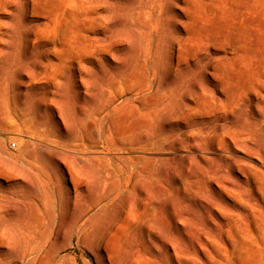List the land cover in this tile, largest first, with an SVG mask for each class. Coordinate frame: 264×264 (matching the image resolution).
I'll use <instances>...</instances> for the list:
<instances>
[{"label": "bare ground", "instance_id": "6f19581e", "mask_svg": "<svg viewBox=\"0 0 264 264\" xmlns=\"http://www.w3.org/2000/svg\"><path fill=\"white\" fill-rule=\"evenodd\" d=\"M116 1L82 0L81 5L77 6L71 0H60L59 3L55 0H0V82L3 80L2 65L12 57L11 51L16 47L14 37L21 30L24 53L27 59L33 61L23 74L24 87L26 90L37 84L47 87L39 107L43 112L51 110L54 118L59 119L58 124L53 123L49 127L50 133L69 131L70 105L62 99L65 93L62 94L59 88L71 78L77 83L81 82V86L77 85L79 90L71 89L78 104L75 116L80 114L85 117L84 120H90V132L98 136L104 120L102 113L124 95L131 96L135 93L136 96H142L140 99L127 101L108 115L111 120L110 148L120 153L128 147L133 151H142L160 136L162 130L157 127V122L164 111L154 110L149 115H142L141 111L148 107L155 108L162 101L161 81H156V74L166 68L168 77H178L184 73L185 76L200 74L202 78L192 83L184 100L168 110V120L164 126L173 127L175 123L197 115L228 114L238 108V101L228 95V83L219 66H215L210 55L204 53L205 48L214 46H211L212 35L198 36L194 32V26L198 22L196 0H153L155 3L162 2L167 16L165 21L171 28L170 31L164 25L161 28L152 60L153 69L148 64L147 49L142 48L146 37L143 38L140 32L138 47L134 49L129 35L115 30L122 19L114 16ZM123 50L127 54L125 53L122 66L118 67L119 54ZM192 66L195 69H191ZM94 73L100 74V79L92 84L89 76ZM116 77H122L123 80H115ZM109 83L118 93L112 97H108L105 89ZM93 91L97 94L91 95ZM241 96L242 94L238 98ZM87 97L92 98L89 111L85 108ZM123 114L125 116L121 125L119 128L115 127V122L121 120ZM84 120L78 118L77 125L81 127ZM133 121L136 124L131 128ZM111 125L115 128L112 129ZM191 137L194 138L187 136L177 141L180 146L177 152L189 148ZM224 140L215 139L212 142L214 150H226L231 143ZM157 142H163L169 149L175 145V141ZM41 149L50 152L48 145L41 146ZM246 155L248 160L235 161L231 165L233 172L239 173V179L223 181L232 192L244 193L254 188L259 190L261 185L260 178L264 177V154L258 155L259 163L253 160L254 155ZM175 159L159 161L163 163ZM122 160L126 162L124 168L113 167L106 170L97 167L99 159L91 156V153L75 151L63 156L60 161H68L72 166L70 182L73 190L66 194L58 193L53 201L55 210L44 207L37 213H31L24 237L16 245L18 252L14 255L9 247V257H15L16 264H42L64 250L62 241H67L70 246L75 235H79L91 237L90 250L97 264H203L194 253L184 252L176 243L169 245L167 251L160 250L161 240L158 237L166 228L165 216L169 217L176 229L182 221L178 202L170 199L171 192L176 190L174 186L168 187L166 179L161 177L154 178L149 183L151 176L156 175L150 167L158 160L148 161L141 167L133 159ZM84 166H90L91 171H85ZM93 176L97 178L94 194L88 189ZM80 185L87 186L85 194L79 191ZM248 201L254 210L259 209L252 196ZM42 205L45 206V203ZM231 224L229 222L225 227H230ZM218 227L223 229L222 226ZM174 232L177 238L181 231ZM184 233L188 235L187 231ZM191 237L195 240L197 252L198 248L199 251L208 252L214 244L204 231L193 232ZM221 242L225 244L224 240ZM218 246L226 250L221 244Z\"/></svg>", "mask_w": 264, "mask_h": 264}, {"label": "rangeland", "instance_id": "374dc122", "mask_svg": "<svg viewBox=\"0 0 264 264\" xmlns=\"http://www.w3.org/2000/svg\"><path fill=\"white\" fill-rule=\"evenodd\" d=\"M71 1L77 6L82 3V0ZM132 1H116L114 16L122 19L115 30L129 35L134 49L138 47L140 32L143 38L146 37L142 48L147 49L148 64L153 69L152 60L161 28L163 25L166 30L170 31L171 28L165 21L167 16L161 1ZM55 2L59 3L60 0ZM195 3L198 22L194 26V32L198 36L212 35L211 46H214L205 48L204 53L210 55L215 66H219L228 83V95L238 101L239 106L228 114L197 115L184 122L179 121L173 127L164 126L168 120V110L184 100L192 83L202 78L200 74L185 76L184 73L178 77H168L166 68L156 74V81H161L162 101L155 108L148 107L141 111L142 115H149L154 110L164 111L157 122V127L162 131L154 140L156 142L142 151H133L128 147L120 153L111 149V120L108 117L114 109L142 96H136L135 93L131 96L124 95V98H119L102 113L104 120L98 136L90 132V120H84L85 117L80 114L75 116L78 104L71 89L79 90L81 82L77 83L73 78L59 88L62 94L65 93L62 99L70 105L69 131L50 133L49 127L53 123L58 124L59 119L54 118L51 110L44 109V113L39 107L46 86L32 85L28 90L24 87L23 74L33 61L27 59L21 42V30L17 31L14 37L16 47L11 51L12 57L2 65L3 80L0 82V264L17 263L15 257H9V247L16 255V245L24 237L31 213H37L44 207L55 210L53 201L57 195L73 190L70 182L72 166L70 162L60 160L75 151L91 153V156L99 159L97 167L106 170L113 167L124 168L126 162L123 158L133 159L138 167L153 159L158 160L152 168L149 166L156 173L151 176L149 183L154 178L161 177L166 179L168 187L174 186L176 190L171 192L170 199L178 202L182 221L176 229L169 217L165 216L166 228L158 237L161 240L160 250L167 251L169 245L176 243L184 252L194 253L203 264H264V177L260 178L259 190L248 189L244 193L232 192L223 182L239 179V173L233 172L231 168L235 161H246V154H252L253 160L259 163L258 155L264 154V0H196ZM124 51L126 50L119 54L118 67L122 66L127 54ZM191 69H195L194 66ZM89 77L92 84L97 83L100 74L94 73ZM115 80L123 79L116 77ZM105 89L108 97L118 94L110 83ZM96 94V91L91 92V95ZM240 94L241 99L238 98ZM90 98L87 97L85 106L88 111L92 100ZM124 116L125 114L115 122V127L119 128ZM78 118L84 120L81 127L76 123ZM135 124L133 121L130 127L134 128ZM115 127L111 125L112 129ZM187 136H194L191 137L189 148L184 149L185 152H177L180 149L177 141ZM217 138L225 139L231 144L227 142L229 146L223 152L214 150L212 142ZM161 140L175 141V145L169 149L163 142H157ZM10 141L17 143L16 151L9 149ZM45 145L49 146L50 152L41 149ZM168 159L175 160L163 163L159 161ZM83 168L91 171L90 166ZM96 185L97 178L93 176L88 188L93 194L96 192ZM79 191L85 194L87 186L80 185ZM250 196L256 200L254 203L259 205V209L251 207L248 201ZM44 203L45 206L42 205ZM229 222L232 223L231 226L225 227ZM174 230L181 231L177 238ZM196 231L208 233L214 242L210 251L203 252L198 248L197 252V245L191 237ZM64 241V250L42 264H97L90 250V236L75 235L70 246ZM219 244L226 247V250L219 247ZM171 251L170 248L169 253Z\"/></svg>", "mask_w": 264, "mask_h": 264}, {"label": "built area", "instance_id": "2783aa9c", "mask_svg": "<svg viewBox=\"0 0 264 264\" xmlns=\"http://www.w3.org/2000/svg\"><path fill=\"white\" fill-rule=\"evenodd\" d=\"M17 148H18L17 143L16 142H13V141H10V143H9V149L12 150V151H16Z\"/></svg>", "mask_w": 264, "mask_h": 264}]
</instances>
